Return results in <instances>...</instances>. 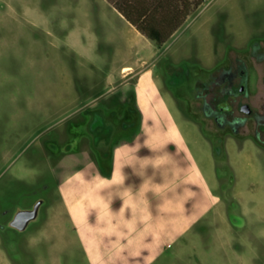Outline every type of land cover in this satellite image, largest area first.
Wrapping results in <instances>:
<instances>
[{"label": "rangeland", "instance_id": "374dc122", "mask_svg": "<svg viewBox=\"0 0 264 264\" xmlns=\"http://www.w3.org/2000/svg\"><path fill=\"white\" fill-rule=\"evenodd\" d=\"M200 7L150 65L171 109L195 121L198 129L184 126L187 137L231 220L264 247V134L255 136L249 118L234 139L242 149L228 151V132L194 107L195 81L241 59L249 71L246 102L264 112V0ZM121 29L102 0H0V264H87L57 186L98 154L87 127L92 111L104 113L115 135L136 129L135 78L124 87L114 86L119 76L106 81L130 59ZM38 200L36 222L23 232L8 227L15 209Z\"/></svg>", "mask_w": 264, "mask_h": 264}, {"label": "crops", "instance_id": "0c3cea01", "mask_svg": "<svg viewBox=\"0 0 264 264\" xmlns=\"http://www.w3.org/2000/svg\"><path fill=\"white\" fill-rule=\"evenodd\" d=\"M102 2L121 26L130 55L106 81L114 84L119 76L123 80L114 86L124 87L135 78L137 125L127 137L115 135L100 115L89 131L98 154L58 183L61 210L86 263L264 264V247L231 220L232 211L193 151L184 126L198 129L195 121L176 114L162 92L150 60L165 43L157 46L133 25L146 21L164 34L178 25L177 31L205 0L193 11V0ZM236 135H225L228 151Z\"/></svg>", "mask_w": 264, "mask_h": 264}, {"label": "flooded vegetation", "instance_id": "af4514ba", "mask_svg": "<svg viewBox=\"0 0 264 264\" xmlns=\"http://www.w3.org/2000/svg\"><path fill=\"white\" fill-rule=\"evenodd\" d=\"M248 78V68L241 59L210 71L207 79L195 81L196 111L211 121L216 130L228 132L229 135L245 131L249 118L254 122L255 136L264 134V112L246 102L249 98L246 90Z\"/></svg>", "mask_w": 264, "mask_h": 264}, {"label": "trees", "instance_id": "16d2710c", "mask_svg": "<svg viewBox=\"0 0 264 264\" xmlns=\"http://www.w3.org/2000/svg\"><path fill=\"white\" fill-rule=\"evenodd\" d=\"M204 0H193V9H197L201 3ZM138 31H140L143 35H145L147 38H149L151 41H153L157 46H161L164 43L167 42V40L169 39V37L176 31L177 26H174V28L165 33L162 32L161 30H159V28L153 27V26H149L147 24V22H143V24H133ZM104 114L101 110H94L92 111V115H91V123H88V127H90V125L92 124L93 121L97 120L99 118L100 115ZM89 131H91L92 133L95 131L92 126L89 128Z\"/></svg>", "mask_w": 264, "mask_h": 264}, {"label": "water", "instance_id": "95a60500", "mask_svg": "<svg viewBox=\"0 0 264 264\" xmlns=\"http://www.w3.org/2000/svg\"><path fill=\"white\" fill-rule=\"evenodd\" d=\"M245 111L247 112V107ZM43 203L44 202L42 200H38L29 209H16L15 213L8 223V227L18 232L25 231L31 223H34L38 220L40 208Z\"/></svg>", "mask_w": 264, "mask_h": 264}]
</instances>
